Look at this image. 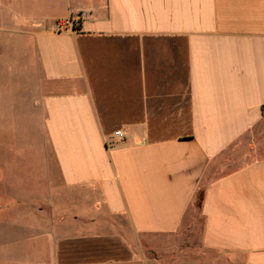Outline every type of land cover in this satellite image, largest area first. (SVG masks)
I'll return each mask as SVG.
<instances>
[{"label": "crops", "instance_id": "1", "mask_svg": "<svg viewBox=\"0 0 264 264\" xmlns=\"http://www.w3.org/2000/svg\"><path fill=\"white\" fill-rule=\"evenodd\" d=\"M2 74L0 264H264V0H0Z\"/></svg>", "mask_w": 264, "mask_h": 264}, {"label": "rangeland", "instance_id": "2", "mask_svg": "<svg viewBox=\"0 0 264 264\" xmlns=\"http://www.w3.org/2000/svg\"><path fill=\"white\" fill-rule=\"evenodd\" d=\"M12 84V82L5 80L4 75L2 74L0 79V95L2 96L1 103L5 105L4 107H6V109H8V119L6 122L7 128H0V147H4V142L9 145V150L12 152H19V149L27 147L29 150L28 155L16 156L21 157L23 161H25L24 164L29 165L28 168H30V164L34 165L38 162H41L44 165V162L41 161L43 156L40 155V150L46 147L43 140L44 133L39 130V123L35 122V118H33L32 122L30 119L28 120L30 115L29 112L27 113L25 108L21 109L20 104L15 101L17 93L15 94L12 87H10ZM30 100L31 99H28L29 103ZM31 117L32 116H30V118ZM8 158L13 165L20 163V161L15 160L14 155ZM44 187L47 188L46 185L40 187V194L46 193ZM14 237H16L15 234ZM141 239L146 241H144L146 245V253L151 254L152 247L150 246V241L154 239H148L146 236H142ZM20 257V253H16L12 256V258L17 259Z\"/></svg>", "mask_w": 264, "mask_h": 264}, {"label": "built area", "instance_id": "3", "mask_svg": "<svg viewBox=\"0 0 264 264\" xmlns=\"http://www.w3.org/2000/svg\"><path fill=\"white\" fill-rule=\"evenodd\" d=\"M86 18V13H81L75 17L59 20L57 21L54 30L56 32H67V31H77L80 28L82 20ZM117 136L122 137L121 132L116 133Z\"/></svg>", "mask_w": 264, "mask_h": 264}]
</instances>
